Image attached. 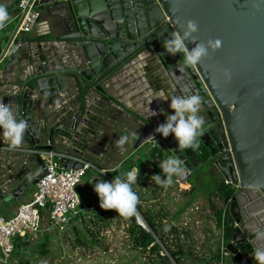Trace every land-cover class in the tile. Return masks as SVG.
I'll return each instance as SVG.
<instances>
[{"label": "water", "instance_id": "obj_1", "mask_svg": "<svg viewBox=\"0 0 264 264\" xmlns=\"http://www.w3.org/2000/svg\"><path fill=\"white\" fill-rule=\"evenodd\" d=\"M41 4L49 32L55 33L61 49L56 60L31 68L27 67L32 63L20 65L25 59L23 46L14 40L24 16L0 51V63L7 59L1 70L8 77L0 82V101L27 121L24 138L36 149L59 145L67 153L83 155L76 144L82 138L91 142L88 135L94 134L95 124L109 117L105 80L119 71L127 74L130 69L131 75L138 70L135 66L152 70L166 83V99L187 94L188 85L192 94L202 97L204 125L196 147L179 149L173 134L164 137L156 132L174 112L170 100L161 103L163 111L157 106L145 118L134 146L157 140L168 158L181 161L188 179L195 172L220 176L222 183L227 180L235 188L228 203L238 224L227 244L232 262L258 264L254 250L264 248V239L256 235L264 232V0H41ZM189 20L198 24L193 34L197 43L222 42L194 68L184 67L183 53L173 56L164 47L172 33L183 34ZM186 46L194 47L190 41ZM73 91L69 101L56 106ZM37 161L34 174L26 175V167L10 174L11 192L0 182V205L19 199L46 174L40 156ZM62 162L67 168L82 167L72 158ZM171 228L167 221L159 234Z\"/></svg>", "mask_w": 264, "mask_h": 264}, {"label": "crops", "instance_id": "obj_2", "mask_svg": "<svg viewBox=\"0 0 264 264\" xmlns=\"http://www.w3.org/2000/svg\"><path fill=\"white\" fill-rule=\"evenodd\" d=\"M0 4L6 6L9 15L6 26L0 29L1 51L6 46L19 21L17 17L19 9L18 0H0ZM43 18L46 19L44 12ZM54 34L55 33H50L49 31L46 32V29H37L30 33L18 32L14 42L21 43L23 46V57H25L20 65L26 68L27 63H32L33 65L27 67L31 68L32 66H36V64H45L46 62H53L56 60V54L59 56L61 49L59 48V42L54 41ZM6 61L7 59L0 63V70H3V65H5ZM135 69H138L137 72L131 75L129 69L127 74L120 75L122 71H119L107 77L105 86L108 96L111 99L107 106L109 117H105L103 121L95 124V128L92 129L94 134L88 135L91 142L90 140L87 141L86 138H82L78 141L76 145L80 150H83V155L69 153V155L74 158L90 161L96 165L97 168L106 171V174H103V172L94 168L90 169L86 174V180L82 179L81 185L78 187L81 192L80 195L77 190L81 202L92 207L90 215L96 208L93 206L99 200V197H96L98 196L97 193L94 191L95 182L100 180L109 181L108 176L113 179L114 177H121L123 179V174L129 166H131L130 171L135 169L137 172V180L132 185V188L134 191L138 192V203H159V201L157 202L159 199V197H157V195H159L158 193L162 191V188L165 191L170 189L171 186L174 188L173 193L177 192L178 189L182 190L181 187H186L187 185L192 187L193 193L191 196L195 193L194 185L189 183L191 179L182 183L179 181L180 176H173V183L166 188L157 185L155 181L151 179V176L154 174L163 175L160 164L163 160L168 158V152L162 146H160L159 149L163 150V157L158 155H156V157L152 156V152L155 149L152 148L150 142L146 143V145H141L139 148H135L134 146L138 134L143 127L145 118H150L154 112L153 109L157 106L160 112L163 111L164 107L161 103L167 102L164 93V84H166L164 79L152 70L143 71L139 66H135ZM2 70L0 71V82H6L8 77L5 74L6 72ZM75 94L76 91L67 94L62 101L58 100L56 106L60 107L65 103L64 101H69ZM167 103L170 105L171 102ZM50 112V108L46 110L47 114ZM0 132H2V130H0ZM122 135H129L130 137L134 135V138H130L128 143L124 145L126 151H121L116 144V141ZM0 138L3 137L0 136ZM7 143L9 144L8 141ZM22 145L24 147L34 148L27 138H23ZM143 147L146 148L145 152L142 151ZM37 158L38 156L34 153L25 155L18 151L0 152V165L2 166L0 168V178L2 179L5 174L10 175L24 170L25 167L28 168V171L25 172L26 175L34 174L38 170ZM25 161L27 163H24ZM217 177L221 184L223 180L220 176ZM201 178L207 177L199 176V180H201ZM146 189L149 190L151 194L148 199L145 200L142 193ZM216 190L217 188L213 192H216ZM187 192H189V190ZM95 194L96 196H94ZM31 195L27 196L25 201L31 198ZM199 201L201 200L197 198L194 199L192 203H198ZM164 202L171 203V200H165ZM18 205L17 203H2L0 205V213L6 215L13 214ZM2 207L4 211L1 209ZM28 240L30 241V238H28ZM14 260L15 259H13V261Z\"/></svg>", "mask_w": 264, "mask_h": 264}, {"label": "rangeland", "instance_id": "obj_3", "mask_svg": "<svg viewBox=\"0 0 264 264\" xmlns=\"http://www.w3.org/2000/svg\"><path fill=\"white\" fill-rule=\"evenodd\" d=\"M153 111L155 112L156 108ZM145 147L142 148L144 152ZM86 178L84 176L83 180ZM189 183L195 188L193 196H191L192 187L189 185L182 186V190L178 189L174 193V188L171 186L165 191L162 188V191L158 193L157 202L159 203L138 204L144 211L149 210L157 214V221L164 218L163 223L168 221L172 226L181 225L189 231L182 236L181 241H178L184 246L186 252L181 259L183 264H213L215 255L220 253L222 247L216 211L225 206V201L217 190L213 192L220 185V180L218 177L199 180L198 173L194 172ZM34 187L35 185L29 186L19 199H13L9 203L18 205L25 202L26 197L32 194ZM78 187L77 190L81 195ZM150 194L146 189L142 196L146 200ZM197 198L201 201L192 203ZM165 200H171V203H165ZM1 209L3 210V207ZM103 217L101 209L96 207L90 216H82L81 222L73 221L62 233L49 230V239L44 237L46 232L44 235L30 238L25 251L22 248L17 249L14 264H154V260L157 264H176L171 258L167 262H161L160 256L150 251H142L134 245L130 234V217L123 216L122 219L113 217L108 220V225H104L106 220ZM77 228L86 237L94 238V244L78 242ZM92 231L95 233L94 236ZM43 240L45 242L41 245ZM175 241V238L173 240L169 238L167 245L175 249L177 247ZM160 255H168V252L162 249ZM225 264H233L232 258L227 257Z\"/></svg>", "mask_w": 264, "mask_h": 264}, {"label": "built area", "instance_id": "obj_4", "mask_svg": "<svg viewBox=\"0 0 264 264\" xmlns=\"http://www.w3.org/2000/svg\"><path fill=\"white\" fill-rule=\"evenodd\" d=\"M18 9L17 17L20 19L24 16L18 31L19 33H30L37 29L49 31V25L43 18L41 0H18ZM67 141V137H63L62 142L66 144ZM150 143L153 149L160 148L157 140L152 139ZM5 151H18L25 155L34 153L42 158L46 170V174L35 185L31 198L20 203L13 214L6 215L0 213V264H14L13 259L18 239L25 240L44 235L49 230L62 233L73 221L79 220L81 222L82 216H90L92 207L81 202L77 187L81 184L83 177L86 176L90 169L94 168L103 172V174H106V171L97 168L90 161L72 157L69 153L62 150L59 145H56L51 150H41L24 147L21 144L20 147L10 150L7 140L0 138V152ZM63 158L79 160L82 162V167L67 168L62 162ZM24 163L27 162L25 161ZM188 178V173H185L182 177H179V181L185 183L190 180ZM11 179L10 175L7 174L2 179L0 178L3 190L11 192L14 187L13 183L10 182ZM108 180L111 182L113 178L108 176ZM225 183L230 184L227 180ZM226 206L222 208L225 210L221 218V225L218 223L222 237V247L219 257L214 259L213 264H225L227 257L232 258V254L228 250L224 240L226 217L227 213L230 214L229 203ZM93 207L102 209L99 200ZM137 213L138 215L135 216L138 224L147 231H151L138 208ZM233 221L234 227L237 228L238 224L235 220ZM175 226L181 233L185 228L181 225ZM174 235L170 234V240L175 238Z\"/></svg>", "mask_w": 264, "mask_h": 264}, {"label": "clouds", "instance_id": "obj_5", "mask_svg": "<svg viewBox=\"0 0 264 264\" xmlns=\"http://www.w3.org/2000/svg\"><path fill=\"white\" fill-rule=\"evenodd\" d=\"M9 19L5 5L0 4V29L6 26ZM198 32V24L189 20L183 34L172 33L171 38L164 42L167 53L175 56L178 53L184 54V67H196L209 55V50L216 51L221 47L219 39L209 40L205 43H197L194 33ZM186 41H190L194 47L189 50ZM184 69L182 68L181 71ZM227 78L231 77L230 72L225 71ZM185 95H172L169 99L170 108L173 114L166 115V121L156 128V132L168 137L173 134L178 141L179 149L194 148L198 134L202 131L204 118L200 115L202 97L199 94H192L188 85L184 86ZM27 128V121L18 119L10 104L0 101V136L9 142V148L15 149L21 146L24 133ZM129 135H122L116 144L121 151H126L124 145L130 140ZM163 175L154 174L151 179L162 187H168L173 183V176L182 177L185 174L181 161L175 158H167L160 164ZM124 178L114 177L109 182L100 180L95 182L94 191L100 201V207L105 210H115L120 216L132 217L138 215L137 204L138 194L133 190L132 185L137 180L135 169L123 174ZM258 238L264 239V232L256 234ZM258 264H264V248H257L253 253Z\"/></svg>", "mask_w": 264, "mask_h": 264}, {"label": "trees", "instance_id": "obj_6", "mask_svg": "<svg viewBox=\"0 0 264 264\" xmlns=\"http://www.w3.org/2000/svg\"><path fill=\"white\" fill-rule=\"evenodd\" d=\"M156 155L163 157L164 155L163 150L155 149L152 152V156L156 157ZM130 168L131 166H129L128 169L124 173L130 171ZM135 192L138 194L137 191ZM217 192L226 201L225 203V206H226L228 205L229 199L232 196H234L235 188L230 184L221 183V185L217 187ZM137 208L140 210L141 214L143 215L151 231H147L146 229L141 227L136 220V216L130 217V220H131L130 234L133 238L134 245L140 248L142 251H150L160 256L162 259L161 262H167L169 258H171L176 262V264H183L181 262V259L186 255V252H185L184 246L182 244L180 245L178 241H181L182 234L186 235L188 234L189 231L184 228L183 232L181 233L178 231L176 226H172V229L168 233L160 235L159 230H160V227L163 225L164 218H162L161 221H157L156 220L157 214H153L149 210L144 211L142 206L139 204H137ZM224 210L225 209H219L216 211L219 225H221V218L223 216ZM101 212L104 215L103 217L104 220H106L104 225H108L109 224L108 220H110L113 217L118 218V219L123 218V216H120L115 210L106 211V210L101 209ZM81 221H82V218H81ZM233 223H234L233 218L231 217L229 213H227L225 231H224V240H225L226 245L228 244L233 233L236 230ZM76 233L78 234V238H77L78 242H81L83 244H87V243H90L92 245L94 244L95 242L94 238L86 237L85 235L81 233V231L78 228L76 229ZM91 233H92V236L95 235L93 231ZM170 234H175L174 235L176 239L175 245L177 244V247L175 249H171V247L167 245ZM44 237L46 239H49L50 234L47 233L45 234ZM45 240L41 241V245H43ZM28 242H29L28 239H25V240L18 239L16 242L14 255L18 252L17 249L22 248L23 251H25V248L27 247ZM162 249L167 251L168 255H160V251ZM218 257H219V253L215 255V258H218ZM154 264H157L155 260H154Z\"/></svg>", "mask_w": 264, "mask_h": 264}, {"label": "bare ground", "instance_id": "obj_7", "mask_svg": "<svg viewBox=\"0 0 264 264\" xmlns=\"http://www.w3.org/2000/svg\"><path fill=\"white\" fill-rule=\"evenodd\" d=\"M226 184V183H225Z\"/></svg>", "mask_w": 264, "mask_h": 264}, {"label": "flooded vegetation", "instance_id": "obj_8", "mask_svg": "<svg viewBox=\"0 0 264 264\" xmlns=\"http://www.w3.org/2000/svg\"><path fill=\"white\" fill-rule=\"evenodd\" d=\"M221 185V184H220Z\"/></svg>", "mask_w": 264, "mask_h": 264}]
</instances>
